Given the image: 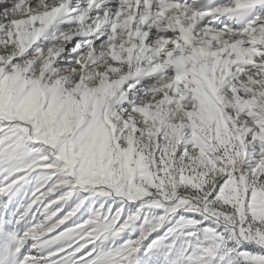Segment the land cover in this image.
<instances>
[{"label": "snow or ice", "instance_id": "1", "mask_svg": "<svg viewBox=\"0 0 264 264\" xmlns=\"http://www.w3.org/2000/svg\"><path fill=\"white\" fill-rule=\"evenodd\" d=\"M0 264H264V0H0Z\"/></svg>", "mask_w": 264, "mask_h": 264}]
</instances>
